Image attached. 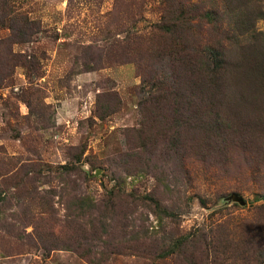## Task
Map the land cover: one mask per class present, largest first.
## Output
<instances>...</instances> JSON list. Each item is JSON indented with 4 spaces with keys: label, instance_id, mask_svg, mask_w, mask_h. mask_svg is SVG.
I'll list each match as a JSON object with an SVG mask.
<instances>
[{
    "label": "rangeland",
    "instance_id": "rangeland-1",
    "mask_svg": "<svg viewBox=\"0 0 264 264\" xmlns=\"http://www.w3.org/2000/svg\"><path fill=\"white\" fill-rule=\"evenodd\" d=\"M168 4L0 0V264H264V79L231 82L264 59V0L226 38L201 16L223 0L189 3L194 60L232 50L206 118L188 98L175 114L147 102L175 86ZM80 199L91 224L70 216Z\"/></svg>",
    "mask_w": 264,
    "mask_h": 264
},
{
    "label": "trees",
    "instance_id": "trees-1",
    "mask_svg": "<svg viewBox=\"0 0 264 264\" xmlns=\"http://www.w3.org/2000/svg\"><path fill=\"white\" fill-rule=\"evenodd\" d=\"M166 1L169 3L167 5L168 10L165 11L161 25H164V31L168 32L169 34L171 33V35H177V39L171 38V40L173 39L172 41H177V43L175 42L177 49L176 47L175 50L172 48L173 51L171 52L173 53L171 69L173 72L172 76L175 79V86L173 89L169 87L160 88L161 90L159 89V93L155 92V90L150 92V99L147 98V102H160L157 109L164 113L163 111L166 109L164 104H166L165 101H168L170 105L169 110L172 114H175L180 113L184 107L180 105V100L178 99L188 98L189 101H193L194 103L197 102L193 109L195 116L199 118L205 116L207 117L208 115L202 110L203 107L201 105L205 102H209L210 100L213 101V105L219 96L224 95L222 92L224 90L222 74L226 69L225 56L228 51L232 50L230 48H227L226 50V47L222 44L218 48L212 50L210 49L209 66L207 63L208 61H204L203 64H200V62L194 60L196 54H191L190 51H187L189 47V37H186V40L182 37V34L185 33L184 27H186L187 23L192 20V18H190L191 14H193L195 11L193 7L194 5H189L190 1L192 3V0H178L179 2L177 0ZM223 1L224 6L218 7L217 5H214L209 10H207L206 13H202L201 16L207 19L206 21L208 22V25L214 24V29H217L216 24L218 23V18H222V21L225 20V28L223 29L225 38L226 35H228V33L225 31L226 25H228L227 21L233 22L234 25L237 26L238 31L247 33L250 30V27H252V21L254 22V18L252 20L254 14L251 11L252 9L250 10L249 3H255L257 0ZM1 9L3 11L2 13L7 12V8L5 6H3ZM214 17L217 18V20H215L216 22L212 21ZM22 19H24L23 25L27 28L30 25L28 18ZM219 25L222 24H217V27H219ZM179 26H181V28H179ZM27 36L28 32H26V30L24 31L20 29L18 37H21L22 41H25ZM235 38L233 39L235 40ZM194 52H197L195 48ZM241 68L243 70L242 74H240L241 72H237L240 76L238 75V77L231 80V82H236V84H238V82L241 81L247 84V82H250V78L252 77L256 80H260V78L264 79V59L254 62L252 61V63L248 64V66H242ZM219 83L222 85H219ZM241 86V84L238 85L239 88ZM234 94L239 95L240 97L237 98L232 96V99L236 102H240L242 96L244 95V88L239 92H235ZM100 109L102 114H99L98 117L103 119L108 114L113 112L114 106L106 102L100 106ZM169 127L172 129L171 123L166 124L167 131H169ZM65 169L67 170L66 172L78 171V169L74 168V166L66 167ZM87 200L88 199H80L77 204L75 201L70 202L69 212L70 216H72L74 220L82 222L81 219H84L88 220V222L91 224V217L94 218L95 216V213L93 212L95 205L92 202L89 203ZM181 242V240L176 241L172 251L175 248H178ZM254 254L255 256L256 254H260L258 257H260L261 254H264V246L261 245L258 250L254 251Z\"/></svg>",
    "mask_w": 264,
    "mask_h": 264
},
{
    "label": "water",
    "instance_id": "water-1",
    "mask_svg": "<svg viewBox=\"0 0 264 264\" xmlns=\"http://www.w3.org/2000/svg\"><path fill=\"white\" fill-rule=\"evenodd\" d=\"M244 203V202H243Z\"/></svg>",
    "mask_w": 264,
    "mask_h": 264
}]
</instances>
